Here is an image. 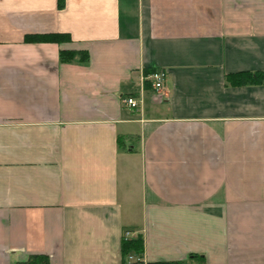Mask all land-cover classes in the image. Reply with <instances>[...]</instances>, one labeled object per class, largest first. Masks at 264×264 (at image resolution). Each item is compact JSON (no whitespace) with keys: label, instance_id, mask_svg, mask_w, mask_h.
Wrapping results in <instances>:
<instances>
[{"label":"crops","instance_id":"obj_1","mask_svg":"<svg viewBox=\"0 0 264 264\" xmlns=\"http://www.w3.org/2000/svg\"><path fill=\"white\" fill-rule=\"evenodd\" d=\"M241 72L264 75V0H0V264H264V78Z\"/></svg>","mask_w":264,"mask_h":264},{"label":"trees","instance_id":"obj_2","mask_svg":"<svg viewBox=\"0 0 264 264\" xmlns=\"http://www.w3.org/2000/svg\"><path fill=\"white\" fill-rule=\"evenodd\" d=\"M59 1V0H58ZM60 6V2L58 3ZM70 40L68 34L50 33V34H33L25 35L23 38L24 42L39 43V42H50V43H61ZM87 60V53L84 51H68L61 50L59 52V61L62 63L77 62L79 64H85ZM264 78L263 74H251L248 72L227 74L225 79L229 84L242 85L261 82ZM133 253L138 259L142 258V239L137 236L134 239H123L121 242V257L123 262L126 261L127 256ZM22 264H47V258L43 255H30L26 262ZM134 264H143L142 261H136ZM147 264H171V263H147Z\"/></svg>","mask_w":264,"mask_h":264},{"label":"built area","instance_id":"obj_3","mask_svg":"<svg viewBox=\"0 0 264 264\" xmlns=\"http://www.w3.org/2000/svg\"><path fill=\"white\" fill-rule=\"evenodd\" d=\"M148 78L152 82L153 87L156 90H158L162 86L163 80L165 78V72L162 71V70L153 71L149 75ZM125 103H126L127 106H129L132 109H135L137 107V102L134 99H132V98H127ZM190 264H194V263H190Z\"/></svg>","mask_w":264,"mask_h":264}]
</instances>
